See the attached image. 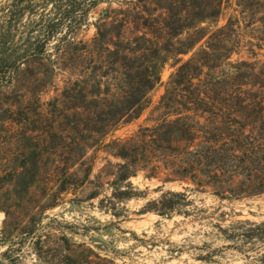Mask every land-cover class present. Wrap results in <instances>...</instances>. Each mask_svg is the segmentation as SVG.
Masks as SVG:
<instances>
[{"label": "rangeland", "instance_id": "374dc122", "mask_svg": "<svg viewBox=\"0 0 264 264\" xmlns=\"http://www.w3.org/2000/svg\"><path fill=\"white\" fill-rule=\"evenodd\" d=\"M65 7L64 0H19L0 21L9 45L0 78V264H264V193L220 199L187 190L185 206L146 211L183 185L157 188L140 171L129 178L140 193L118 203L119 214L99 206L117 162L102 146L151 124L185 59H225L216 42L213 56L202 50L228 19L261 30L264 0H100L69 40L52 22ZM43 39V52L30 54ZM248 49L230 51L228 61L264 65V52ZM220 70L201 79L216 82ZM145 77L154 85L139 93L130 82ZM133 102L140 115L113 127ZM60 186L68 188L57 194Z\"/></svg>", "mask_w": 264, "mask_h": 264}, {"label": "trees", "instance_id": "16d2710c", "mask_svg": "<svg viewBox=\"0 0 264 264\" xmlns=\"http://www.w3.org/2000/svg\"><path fill=\"white\" fill-rule=\"evenodd\" d=\"M18 1L12 0L0 7V21ZM99 1L64 0L66 7L52 20L56 28L64 27L63 39L73 38L72 34L84 21L85 12ZM251 25L249 22L240 27L238 19L233 18L214 30L207 37L210 41L208 51L202 50V53L207 58L213 56L216 42L227 53L225 59L217 65V59L213 58L209 59L212 63L208 60L199 62L192 56L185 59L176 67L170 86L154 106L157 116L151 124H141L132 134L114 137L102 146L117 162L114 178L108 184L110 194L100 200L101 208L116 216L119 214L118 203L137 197L140 192L129 178L140 171L146 180L156 179L160 184L157 188L164 183L183 185L180 192H163L159 199L147 204L146 211L170 212L175 206H185L187 190L209 191L220 199H240L264 193V75L256 69V66L264 69V65H259L258 60L228 61L230 51L238 54L244 46L249 48L251 56L255 55L252 48L264 52V23L261 30ZM3 28L0 22V78L7 73L1 55L9 47ZM53 32L55 29L46 34L50 37ZM244 38H247L245 42ZM200 39L191 41L178 53L186 54ZM46 41L43 39L40 46L37 42L30 54L43 52ZM219 67L218 81L201 79L206 72ZM130 84L135 85L139 93L154 85L148 77ZM137 103L123 108L111 125L116 127L121 119L128 123L132 116L138 117L140 107ZM89 168H85L79 184L86 181ZM67 188L60 186L56 192L61 194ZM54 202L42 209L50 208Z\"/></svg>", "mask_w": 264, "mask_h": 264}]
</instances>
